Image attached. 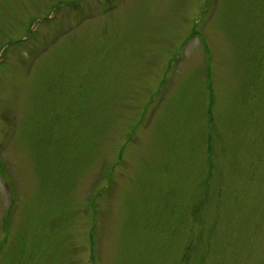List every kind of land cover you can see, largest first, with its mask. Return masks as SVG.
Returning <instances> with one entry per match:
<instances>
[{"label":"rangeland","instance_id":"rangeland-1","mask_svg":"<svg viewBox=\"0 0 264 264\" xmlns=\"http://www.w3.org/2000/svg\"><path fill=\"white\" fill-rule=\"evenodd\" d=\"M0 163V264H264V0H0Z\"/></svg>","mask_w":264,"mask_h":264},{"label":"trees","instance_id":"trees-1","mask_svg":"<svg viewBox=\"0 0 264 264\" xmlns=\"http://www.w3.org/2000/svg\"><path fill=\"white\" fill-rule=\"evenodd\" d=\"M212 102L214 103V107H216L215 102H214V101H212ZM209 113L211 114L210 122L213 123V122H214V117H213V115H212V111L209 110ZM191 252H192V250H191V246L189 245V246H188V249H187V251H186V256L189 257L190 254H191Z\"/></svg>","mask_w":264,"mask_h":264}]
</instances>
